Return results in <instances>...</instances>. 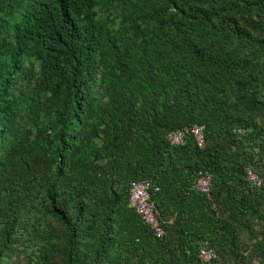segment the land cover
<instances>
[{"label": "trees", "instance_id": "obj_1", "mask_svg": "<svg viewBox=\"0 0 264 264\" xmlns=\"http://www.w3.org/2000/svg\"><path fill=\"white\" fill-rule=\"evenodd\" d=\"M0 264H264V0H0Z\"/></svg>", "mask_w": 264, "mask_h": 264}, {"label": "built area", "instance_id": "obj_2", "mask_svg": "<svg viewBox=\"0 0 264 264\" xmlns=\"http://www.w3.org/2000/svg\"><path fill=\"white\" fill-rule=\"evenodd\" d=\"M192 134L197 142L199 148H204L206 145L205 139V127L200 125H195L192 128ZM186 133L184 131H176L169 135V140L172 145H183L185 143ZM251 179L255 184H260L261 181L259 177L252 172H249ZM211 183L212 176L209 173H201L198 178L196 189L201 193L210 195L211 193ZM151 189L152 183L147 180L135 181L131 185L130 190V203L133 207H136L143 220L155 230L157 236H163L164 230L158 218V212L156 210V205L151 201ZM217 257L216 252L212 249H202L201 258L204 261H212Z\"/></svg>", "mask_w": 264, "mask_h": 264}]
</instances>
